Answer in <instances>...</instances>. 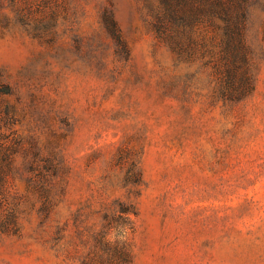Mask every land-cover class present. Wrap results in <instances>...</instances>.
<instances>
[{"label":"rangeland","instance_id":"1","mask_svg":"<svg viewBox=\"0 0 264 264\" xmlns=\"http://www.w3.org/2000/svg\"><path fill=\"white\" fill-rule=\"evenodd\" d=\"M146 13L1 0L0 264H264V0L233 100L212 28L179 59Z\"/></svg>","mask_w":264,"mask_h":264},{"label":"trees","instance_id":"2","mask_svg":"<svg viewBox=\"0 0 264 264\" xmlns=\"http://www.w3.org/2000/svg\"><path fill=\"white\" fill-rule=\"evenodd\" d=\"M14 1V0H12ZM253 0H143L152 30L166 43L177 58L205 55V45L198 46L195 32L210 26L220 37L214 63L219 76L220 92L226 99H240L253 89L250 51L246 40L248 8ZM1 4V0H0ZM25 22L24 16H20ZM108 32L121 39L110 12L103 14ZM35 35H42L34 26Z\"/></svg>","mask_w":264,"mask_h":264}]
</instances>
